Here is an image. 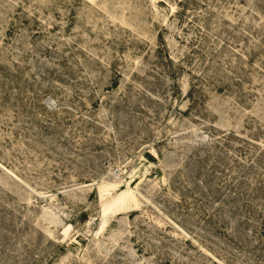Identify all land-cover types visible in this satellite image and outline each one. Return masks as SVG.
I'll return each mask as SVG.
<instances>
[{
  "label": "rangeland",
  "instance_id": "rangeland-1",
  "mask_svg": "<svg viewBox=\"0 0 264 264\" xmlns=\"http://www.w3.org/2000/svg\"><path fill=\"white\" fill-rule=\"evenodd\" d=\"M0 264H264V0H0Z\"/></svg>",
  "mask_w": 264,
  "mask_h": 264
}]
</instances>
